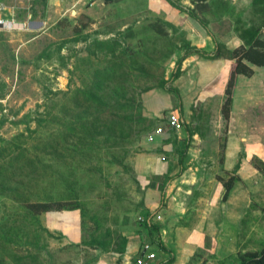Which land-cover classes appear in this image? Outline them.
<instances>
[{"label":"rangeland","instance_id":"374dc122","mask_svg":"<svg viewBox=\"0 0 264 264\" xmlns=\"http://www.w3.org/2000/svg\"><path fill=\"white\" fill-rule=\"evenodd\" d=\"M222 2L228 6L224 7ZM213 4L212 19L226 15L239 20L236 34L261 24L252 6L237 8L226 0ZM89 5H80L84 10L80 19L69 12L60 20L53 13L43 30L28 33L22 26L2 24L0 166L23 165L24 161L7 160L25 150V156L40 159L39 167L43 169L41 176L32 175V181L27 177L30 168L4 174L3 178L0 174V184L3 180L7 186L5 191L0 188V264H91L97 254L107 253L95 247L93 240L106 241L111 252L123 247L126 234L146 228L145 221L138 218H142L145 193L154 187L165 195L164 214L156 215L154 221L162 224L164 231H160V236L174 242L169 250L177 262L238 264L245 252L261 250L264 90L251 88L248 94L249 88L241 83L236 95L232 93L230 117L224 119L223 73L215 74L214 80H206L207 76L199 72L206 62L203 58L190 62L171 84L178 91L180 103L159 88L158 81L170 77L178 59L173 56V46L181 40L157 34L155 29L162 25L154 19L135 27L137 20L132 17L129 22V18L119 14V9L92 17L90 10L85 11ZM32 9L42 10L36 3ZM23 13H19L21 20ZM98 16L102 17L96 19ZM125 22L130 25L119 31ZM8 27L16 31H7ZM113 64L119 65L125 75L107 91L118 84L125 87L120 103L128 100L124 111L133 112L130 137L117 142L92 132L93 140L85 147L87 155L73 162H66L63 156L41 153L42 144L70 133V115L65 107L73 105L78 90L90 86L94 70ZM158 97L172 98L176 107L184 99V104L190 106L189 111L186 108L180 115L184 119L183 129L174 135L176 144L184 142L188 133L192 137L184 158L183 177L173 184L168 181L169 176L154 173L153 164L173 160L178 149L166 152L154 147L155 140L145 142L147 134L165 126L168 111L162 112L161 119L147 115V107H153ZM113 100L108 99L110 105ZM68 173L84 184L79 193L82 212L60 210L33 215L21 205L22 200L64 201ZM222 181L232 183L226 199ZM19 182H25L22 193L12 189ZM192 234H198L199 239L189 246ZM160 258L156 254L154 262Z\"/></svg>","mask_w":264,"mask_h":264},{"label":"crops","instance_id":"0c3cea01","mask_svg":"<svg viewBox=\"0 0 264 264\" xmlns=\"http://www.w3.org/2000/svg\"><path fill=\"white\" fill-rule=\"evenodd\" d=\"M170 1L171 2H168V0H32L33 3L30 4V0H25V3H23L21 0H0V20H2V23H0V31H4V27L2 26L3 22L8 26H22V29L28 33L36 30H43L44 25L49 22V20L51 19L50 17L53 13L57 14V18L60 20L63 17H67V14L69 12L77 16L79 15L78 17L80 19L81 17H83L81 14L84 13V10L80 7V5H83L86 2H89L90 8L85 9V11L90 10V15L92 17L98 14H106V12L111 9H119L122 10L119 14H123L125 18H129V22L131 21L132 17L137 20L134 21L135 27L138 25H143L141 23L146 24L148 20L150 21L154 19L157 23H160V25H162V27L155 29L157 34H160L161 36L165 35L169 38L173 36L175 37L174 39L177 38V40H181L180 42L175 41L173 46V56L175 58L178 57V59L182 57L184 58L180 66L181 73L180 76L171 84H173L181 77V75L183 74L182 72H184V69L189 66L190 62H192L193 60L203 59L198 54H188L190 50L196 49L200 52L210 54V52L214 49L215 41L223 44L227 50H234L243 45L242 40L238 38V35L234 31L239 20H232L226 15H219L220 17L218 16V19H212V0ZM226 1H228L233 6H236L237 8H246L248 6H252L251 3L253 0ZM35 3L40 5L42 10H37V12L33 11L32 8L33 4ZM173 4L177 5V7ZM261 4L264 6V0L261 1ZM36 8H38V6H36ZM135 9L137 10V12ZM21 11H24L22 15V18L24 19L22 20L19 19V13ZM189 11L192 12L196 16V18L190 17L187 14V12ZM101 17L102 16H98L96 17V19H100ZM201 21L203 23H206V28L202 26ZM129 25L130 24H127L125 22L124 25L119 28V31H124ZM213 28H215V30ZM8 29L10 30L7 31H16L13 30V28L8 27ZM255 40L264 42V24L260 27ZM258 50L260 51V53L264 52V49ZM177 60L175 61V65ZM204 60L206 62L201 65L199 72L204 73L203 76H207L206 80H214V78L212 77H215V74L219 75L222 72V80L227 84L234 60L225 58L217 60ZM171 63L173 62L171 61ZM225 63H227V66H225ZM243 63L252 70V75H238L236 77V82L233 90L235 92V95L236 92H238L237 90L240 87L241 83L245 84L246 88H249L247 89L248 94H251V88H261L262 90H264V65H255L248 61H243ZM173 71L174 69L172 70V72ZM164 80H168V78H164ZM173 97L176 99L174 95ZM184 103L185 101L183 99L182 105L176 107L172 98L158 97L157 99H155L153 107H147V115L154 119H161L162 112L168 111L164 118L165 124V119L170 112L175 110L176 113L178 112V115L180 116L182 115V112L185 113L186 108L187 111H189V104L188 106H186ZM180 118L184 121L182 116H180ZM179 132H174L172 130L164 128V133L161 136L156 137L155 141L153 142L156 143L154 146L155 148L161 147L162 150L166 152L173 151V148L178 149L173 160H168L167 163L158 164L154 162L153 164L155 166L153 167L154 173L159 176H169L168 181L171 182L170 184L178 181V179L183 177V174L185 172L183 169V164L188 145L183 159L180 160L179 154L180 152H182L184 144L183 142H179L178 144H176L174 141V135L178 134ZM153 158L154 160L156 159V157ZM149 164H151V162ZM164 199L165 195L162 191H160L158 187L149 188L145 193L143 201L144 209L140 211V216L146 219V215H150L148 221L151 225V228L146 227L143 229L140 227L138 230L129 232L125 236L127 242L125 251L123 253H99L95 256V259L91 264H130L134 259L140 256V254L142 253L143 245L146 243L150 245V248H153L154 251L150 249L151 253L155 254V252H157V257H161L158 262L155 263V259H153L151 261H147V264H182L181 262H177L176 259H173V253L169 250L170 247L173 246V244L171 246L170 244L174 242H172V240L169 242L167 238H163V236H160V231H164V229H162V224L155 223L154 221L156 215H158L159 213H162V215L164 214V211H162L164 207L163 204L165 203ZM178 232H182V230H179ZM198 239V234H192L188 238L189 246H194V243H197ZM4 264L7 263L4 262Z\"/></svg>","mask_w":264,"mask_h":264},{"label":"trees","instance_id":"16d2710c","mask_svg":"<svg viewBox=\"0 0 264 264\" xmlns=\"http://www.w3.org/2000/svg\"><path fill=\"white\" fill-rule=\"evenodd\" d=\"M215 1L212 0L211 7L215 4ZM262 0H253L251 5L253 12L261 19L260 26H248L246 28L238 31L237 35L243 42V45L234 49L227 50L223 44L215 41L214 49L210 54L200 52L196 49L190 50L189 53L198 54L200 57L209 60H216L220 58H225L229 60H234L232 64L229 78L225 88V100L221 107V113L224 119L228 120L230 117V108L232 104V93L234 90L236 77L238 75L251 76L252 70L247 67L243 61H248L255 65H264V52L260 53L258 49H264V42L255 40L260 27L264 24V6L261 4ZM168 2H171L168 0ZM224 7L228 6V3H221ZM177 7V5L173 4ZM231 5V4H230ZM262 5V6H261ZM218 7V6H217ZM187 14L196 18L192 12H187ZM201 24L204 28L207 27L206 23L201 21ZM236 29V28H235ZM256 47V48H253ZM184 58L177 60L174 71L170 74L168 80H159L158 86L162 90L173 94L176 99L179 101L178 91L171 87V83L180 76V66ZM121 68L119 65L113 64L111 66L105 67L103 69H96L93 72V81H91L90 86L85 90H78L77 94L73 97V105L70 107H65L66 112L70 115V120L68 124L70 125V133L63 136L62 138H54L50 144H42L41 153H47L51 157L52 155L61 157L63 156L66 162H73L78 159V157L87 155L85 147H88L89 141L93 140L92 132L98 136H104L106 138H115L118 142L124 138L130 137L132 134L131 122L133 121V112L126 113L124 110L129 105L128 100H123L120 103L125 95V87L123 85H116L111 88L108 92V87L115 80H122L124 78V73H121ZM121 77H123L121 79ZM119 83V82H118ZM123 93V94H122ZM63 95L65 93L63 92ZM114 102L110 105L108 99ZM134 104H131L129 107L132 108ZM53 108V106H52ZM122 110L123 113L119 114V110ZM191 134L188 133L187 138L183 142L184 148L180 152V160L183 159L184 153L186 152L187 145ZM25 150H19L16 155L10 157L7 162L18 161L25 162L19 167H9L7 164L0 166V174L2 178L8 174H16L17 172L25 171V169L30 168V174H27L28 179L32 181L34 178L32 175L36 174L37 177L41 176L40 170L43 168L39 167V158L28 157L24 155ZM6 162V161H5ZM238 167V166H237ZM5 174V176H4ZM169 180V179H168ZM3 184H0V188L5 191V181ZM25 182H19L18 185L14 186V189L17 193H22V186ZM66 189L67 195L64 201H52V200H40L36 202H31L30 200L20 201L21 205L30 211L33 215H39L49 211H60V210H77L80 209L82 212L81 205L79 204V193L83 191L84 184L83 182L72 179V173H68L66 180ZM224 188L223 199H226L228 193L232 188L231 182L222 181ZM150 217L149 214L146 215L145 225L147 228H151V225L148 221ZM123 247L121 249H116L111 252L123 253L126 246V238L122 239ZM103 242V240H93V245L100 248L103 252H108V244ZM163 249V246H162ZM2 264V263H1ZM238 264H264V247L259 251H249L245 252L238 262Z\"/></svg>","mask_w":264,"mask_h":264},{"label":"built area","instance_id":"2783aa9c","mask_svg":"<svg viewBox=\"0 0 264 264\" xmlns=\"http://www.w3.org/2000/svg\"><path fill=\"white\" fill-rule=\"evenodd\" d=\"M0 23H2V20H0ZM183 124L184 121L180 118L178 113L170 112L165 119V126L155 128L151 133L146 135L145 139L149 143L153 142L156 137L161 136L164 133V128L179 132L183 129ZM161 159L164 160L163 157ZM138 219L144 221L142 218ZM153 259H155V254L150 252V245L144 244L140 256L134 259L130 264H147V261Z\"/></svg>","mask_w":264,"mask_h":264}]
</instances>
